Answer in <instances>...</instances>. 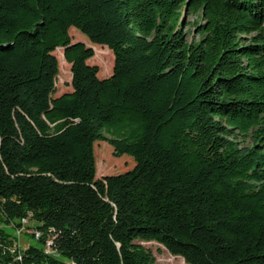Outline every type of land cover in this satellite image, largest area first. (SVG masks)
Listing matches in <instances>:
<instances>
[{
	"label": "trees",
	"instance_id": "obj_1",
	"mask_svg": "<svg viewBox=\"0 0 264 264\" xmlns=\"http://www.w3.org/2000/svg\"><path fill=\"white\" fill-rule=\"evenodd\" d=\"M96 141L136 164L97 178ZM137 241L264 264V0H0V264H156Z\"/></svg>",
	"mask_w": 264,
	"mask_h": 264
},
{
	"label": "rangeland",
	"instance_id": "obj_2",
	"mask_svg": "<svg viewBox=\"0 0 264 264\" xmlns=\"http://www.w3.org/2000/svg\"><path fill=\"white\" fill-rule=\"evenodd\" d=\"M181 21H182V26L189 35V37L190 38L194 37V35L196 34L195 24L196 22H201V16L186 14L184 18H181ZM70 34L73 40L85 42L88 46L94 48L95 55L88 60V63L99 66L100 68L99 76L101 78L110 76L113 72V67H114L113 52L111 51L109 54L107 51H109L110 49H108L106 46L92 43L85 34H83L75 27H72V29H70ZM103 48L106 49V52L108 54L105 53V50ZM55 55L59 60V74L57 76L54 96H58L72 89L71 86L72 76H71V66L64 58V48L63 47L57 48L55 51ZM238 141L239 144H241V146L252 145L251 138L243 139L242 137H240ZM94 152L96 157L97 178H101L102 176L108 174L122 173L124 171L133 168L134 165L136 164L135 159L131 155L124 154L122 156H116L113 152V146L108 141H96L94 145ZM106 158L108 160L107 162L104 160ZM103 164L109 167L108 172L103 170L102 168ZM20 222L22 223V227L20 228L22 229L21 231H18L20 229L17 228L11 229L14 237L16 238V241L12 243V246L14 244H19L22 245L23 247H27L30 240H32L33 238L32 232L34 230H39L41 232L43 230V232H45V229L42 228L41 230L39 226L37 225L35 226L32 220H27V223H24L23 221ZM52 234L55 233L53 232ZM51 237H53V241H55L56 236L52 235ZM137 242L142 243L145 247L149 248L154 253L156 258V264H188L183 257L179 255H173L171 252H169L166 249L165 246L159 244L158 242L155 241H150V242L137 241ZM48 250L49 252H51L50 248Z\"/></svg>",
	"mask_w": 264,
	"mask_h": 264
},
{
	"label": "built area",
	"instance_id": "obj_3",
	"mask_svg": "<svg viewBox=\"0 0 264 264\" xmlns=\"http://www.w3.org/2000/svg\"><path fill=\"white\" fill-rule=\"evenodd\" d=\"M21 221H23V220H21ZM24 223H27V222H24ZM22 229H20V230H18V231H21ZM32 234L36 237V238H39L41 235H42V232L41 231H39V230H34L33 232H32ZM52 243H53V240L52 239H49L48 241H47V247H49L50 249H51V251H52ZM49 248H47V249H49ZM49 251V250H48Z\"/></svg>",
	"mask_w": 264,
	"mask_h": 264
},
{
	"label": "water",
	"instance_id": "obj_4",
	"mask_svg": "<svg viewBox=\"0 0 264 264\" xmlns=\"http://www.w3.org/2000/svg\"><path fill=\"white\" fill-rule=\"evenodd\" d=\"M185 11H186V10H185ZM185 15H186V13L184 12V14H183L182 18H184V17H185Z\"/></svg>",
	"mask_w": 264,
	"mask_h": 264
},
{
	"label": "bare ground",
	"instance_id": "obj_5",
	"mask_svg": "<svg viewBox=\"0 0 264 264\" xmlns=\"http://www.w3.org/2000/svg\"><path fill=\"white\" fill-rule=\"evenodd\" d=\"M23 222H26V221H23Z\"/></svg>",
	"mask_w": 264,
	"mask_h": 264
}]
</instances>
